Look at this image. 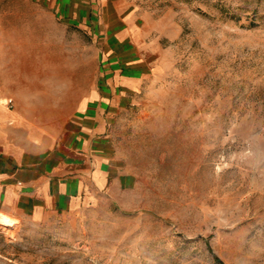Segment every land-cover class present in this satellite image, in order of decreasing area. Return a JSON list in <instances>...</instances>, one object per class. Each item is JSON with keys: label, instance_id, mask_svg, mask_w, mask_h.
<instances>
[{"label": "rangeland", "instance_id": "1", "mask_svg": "<svg viewBox=\"0 0 264 264\" xmlns=\"http://www.w3.org/2000/svg\"><path fill=\"white\" fill-rule=\"evenodd\" d=\"M121 5L149 65L111 106L121 185L75 212L0 226V260L264 264V0ZM89 32L32 0H0V105L45 106L56 123L74 102L64 95L105 75L110 56ZM44 93L60 98L32 99Z\"/></svg>", "mask_w": 264, "mask_h": 264}, {"label": "crops", "instance_id": "2", "mask_svg": "<svg viewBox=\"0 0 264 264\" xmlns=\"http://www.w3.org/2000/svg\"><path fill=\"white\" fill-rule=\"evenodd\" d=\"M32 1L67 22L87 25L91 36L101 33L103 50L110 57L105 75L97 69L86 88L64 95L74 102L56 123H47L50 111L45 106L0 105V212L8 226L39 223L113 196L123 178L106 133L111 106L123 95L122 89L137 84L149 68L131 17L124 14L125 0ZM4 51L0 45V62ZM22 56L19 60L29 59ZM75 65L67 60L65 67ZM33 98L60 97L44 93Z\"/></svg>", "mask_w": 264, "mask_h": 264}, {"label": "bare ground", "instance_id": "3", "mask_svg": "<svg viewBox=\"0 0 264 264\" xmlns=\"http://www.w3.org/2000/svg\"><path fill=\"white\" fill-rule=\"evenodd\" d=\"M4 101V105L6 106V101H7V99H5V100H3ZM2 106V105H1ZM9 109V108H8ZM0 226H8L7 224H6V218H5V216L0 212ZM6 230L8 229V228H5Z\"/></svg>", "mask_w": 264, "mask_h": 264}, {"label": "built area", "instance_id": "4", "mask_svg": "<svg viewBox=\"0 0 264 264\" xmlns=\"http://www.w3.org/2000/svg\"><path fill=\"white\" fill-rule=\"evenodd\" d=\"M6 106H7L8 108H12L13 103H12V99H11V98H8V99H7V101H6Z\"/></svg>", "mask_w": 264, "mask_h": 264}, {"label": "trees", "instance_id": "5", "mask_svg": "<svg viewBox=\"0 0 264 264\" xmlns=\"http://www.w3.org/2000/svg\"><path fill=\"white\" fill-rule=\"evenodd\" d=\"M219 263L223 264L222 262H220L219 258H215Z\"/></svg>", "mask_w": 264, "mask_h": 264}]
</instances>
